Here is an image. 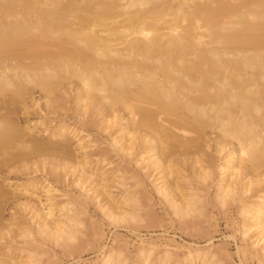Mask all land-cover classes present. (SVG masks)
Segmentation results:
<instances>
[{
  "label": "bare ground",
  "instance_id": "6f19581e",
  "mask_svg": "<svg viewBox=\"0 0 264 264\" xmlns=\"http://www.w3.org/2000/svg\"><path fill=\"white\" fill-rule=\"evenodd\" d=\"M72 76L79 79L76 97L88 114L102 113L110 125L120 119V131L129 135L114 136L113 149L145 155L146 178L154 174L157 191L183 217L200 211L204 196L173 174L183 162L191 160L196 168L207 160L196 155L205 153L211 129L219 152L226 150L220 202L241 199L242 212L251 218L245 231H257L264 243V0H0V103L10 91L30 112L39 103L35 88L51 104L49 93L55 86L63 90ZM118 106L124 113L116 112ZM86 111L80 120L94 123ZM41 124L0 114V155L10 144H39L34 130ZM48 135L56 140L57 163L79 168L76 181H91L88 191L104 196L109 216L133 215L115 203L110 189L109 181L119 178L118 169L106 167L113 162L111 148L88 144L89 135L65 124ZM72 138L88 153L78 161ZM204 167L194 174L206 178ZM46 180H29L25 192L39 198L46 193L54 201L57 188ZM8 195L0 184V198ZM54 214L38 211L40 231L64 234ZM214 256L211 249L190 251L186 264H214ZM111 257L103 264L116 261ZM148 259L140 264H166L172 257Z\"/></svg>",
  "mask_w": 264,
  "mask_h": 264
},
{
  "label": "rangeland",
  "instance_id": "374dc122",
  "mask_svg": "<svg viewBox=\"0 0 264 264\" xmlns=\"http://www.w3.org/2000/svg\"><path fill=\"white\" fill-rule=\"evenodd\" d=\"M78 82L79 79L72 76L66 79L63 90L55 86L49 93L51 104L46 102L40 88H35L34 96L39 103L32 106L30 112L10 91L1 98L6 101L0 103L1 115L21 124L38 121L42 124L34 130L39 144L31 141L10 144L8 153L0 155V159H5L4 166L0 167V184L9 190L7 198H0V264H103L109 256L116 260L112 264H140L148 259V249L153 250L146 263L168 253L172 260L166 264H186L188 252L211 249L214 264H264V243L258 242L257 231H245L251 218L246 217L248 212H242L241 199L220 202L218 180L226 150L219 152L211 129H208L210 140L205 153L196 155L207 160L198 162L196 168L190 164L191 160L183 162L173 174L175 181L185 183L187 188L192 184L191 187H196L204 196L201 210L183 217L176 214L172 203L157 191L152 182L154 174L146 178L145 155H127L113 149L114 136L127 140L129 135L120 131V119L110 125L103 122L102 113L88 114V106L76 97ZM116 108V112L124 113L119 106ZM84 110L94 123L80 120L79 113ZM60 124L89 135L88 144L112 149L110 160L113 162L106 167L111 172L118 169L115 177L119 178L117 182L109 181L110 189L115 203L133 215L109 216L108 208L103 206L104 196L97 198L92 190L88 191L91 181H76L80 176L79 168L71 170L57 163L60 157L53 145L56 140L48 132ZM72 142L77 147L74 159L78 161L88 154L78 147L76 139L72 138ZM89 165L83 166L89 169ZM204 166L209 168L204 169L208 175L203 179L194 171L203 170ZM35 178H46V182L57 188L52 195L54 201L43 192L40 198L33 190L25 192L23 184ZM126 198L128 200L124 201ZM37 209L40 213L54 210L53 218L64 223L65 233L52 235L40 231ZM72 219H77L79 224L73 225ZM143 249L144 254H140Z\"/></svg>",
  "mask_w": 264,
  "mask_h": 264
}]
</instances>
